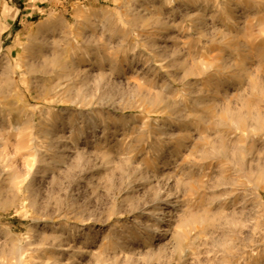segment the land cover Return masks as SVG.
Instances as JSON below:
<instances>
[{
  "label": "rangeland",
  "instance_id": "1",
  "mask_svg": "<svg viewBox=\"0 0 264 264\" xmlns=\"http://www.w3.org/2000/svg\"><path fill=\"white\" fill-rule=\"evenodd\" d=\"M0 264H264V0H0Z\"/></svg>",
  "mask_w": 264,
  "mask_h": 264
},
{
  "label": "bare ground",
  "instance_id": "2",
  "mask_svg": "<svg viewBox=\"0 0 264 264\" xmlns=\"http://www.w3.org/2000/svg\"><path fill=\"white\" fill-rule=\"evenodd\" d=\"M69 53H70V52H69ZM73 54H74V53H73ZM73 56H74V55H73ZM68 58H69V57H68ZM65 67H67V66H65ZM61 68H62V67H61ZM61 68H60V69H61ZM63 68H64V66H63ZM63 68H62V69H63ZM64 69H65V68H64ZM160 212H161V211H160ZM151 213H152V212H151ZM161 214H163V213H161ZM155 221L158 222V220H155Z\"/></svg>",
  "mask_w": 264,
  "mask_h": 264
}]
</instances>
